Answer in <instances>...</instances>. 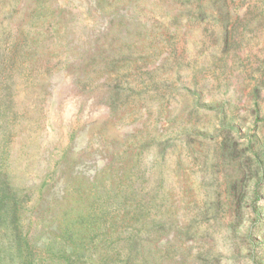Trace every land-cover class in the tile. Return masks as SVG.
I'll return each mask as SVG.
<instances>
[{"label":"rangeland","instance_id":"374dc122","mask_svg":"<svg viewBox=\"0 0 264 264\" xmlns=\"http://www.w3.org/2000/svg\"><path fill=\"white\" fill-rule=\"evenodd\" d=\"M0 172L28 264H264V0H0Z\"/></svg>","mask_w":264,"mask_h":264},{"label":"trees","instance_id":"16d2710c","mask_svg":"<svg viewBox=\"0 0 264 264\" xmlns=\"http://www.w3.org/2000/svg\"><path fill=\"white\" fill-rule=\"evenodd\" d=\"M72 189V188H71ZM65 192L64 196L71 193ZM73 194L78 193L79 196L81 191L79 189L75 191L72 190ZM106 194L102 192L103 195ZM27 197L24 191L16 188L12 175L5 172H0V264L12 263V264H28L32 263V256L29 255V244L30 241L27 238V226L22 223L24 218V211L26 206V201L24 199ZM74 201V199H72ZM76 204L71 207H65L61 213V218L63 219V225L66 220L64 236L70 237L73 235L75 227L74 224L77 223V218L81 213L84 214L82 210H76ZM61 210V208H60ZM105 210L100 216L102 220L105 217ZM74 215L76 217H74ZM54 216V217H53ZM52 216V220L57 219L55 215ZM71 216H73L71 218ZM61 225V227L63 226ZM57 240H53L49 244V248L57 246ZM135 240L131 241L130 249L134 250L136 248ZM63 243L60 247L63 249ZM63 251V250H62ZM130 253L132 251L130 250ZM132 255V254H131ZM130 256V255H129Z\"/></svg>","mask_w":264,"mask_h":264}]
</instances>
